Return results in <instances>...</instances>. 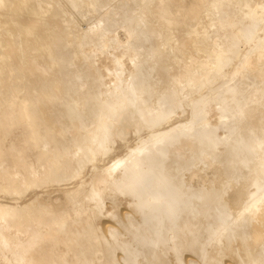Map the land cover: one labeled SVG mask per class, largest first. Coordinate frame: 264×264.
I'll return each instance as SVG.
<instances>
[{
    "label": "bare ground",
    "instance_id": "obj_1",
    "mask_svg": "<svg viewBox=\"0 0 264 264\" xmlns=\"http://www.w3.org/2000/svg\"><path fill=\"white\" fill-rule=\"evenodd\" d=\"M0 264H264V0H0Z\"/></svg>",
    "mask_w": 264,
    "mask_h": 264
}]
</instances>
